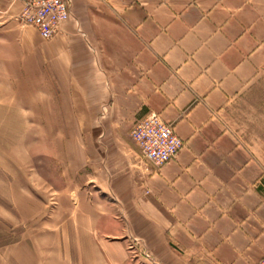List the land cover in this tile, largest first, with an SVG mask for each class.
Instances as JSON below:
<instances>
[{"label": "crops", "instance_id": "0c3cea01", "mask_svg": "<svg viewBox=\"0 0 264 264\" xmlns=\"http://www.w3.org/2000/svg\"><path fill=\"white\" fill-rule=\"evenodd\" d=\"M74 1L32 54L41 38L14 19L18 2L0 0V110H14L17 86L24 98L34 87L40 103L74 105L70 117L56 111L60 119H94L99 104L110 120L157 113L183 145L161 167L135 169L126 197L154 257L256 262L264 254V0H166L116 16L82 0L84 21Z\"/></svg>", "mask_w": 264, "mask_h": 264}, {"label": "rangeland", "instance_id": "374dc122", "mask_svg": "<svg viewBox=\"0 0 264 264\" xmlns=\"http://www.w3.org/2000/svg\"><path fill=\"white\" fill-rule=\"evenodd\" d=\"M75 1L84 21L82 0ZM96 1L100 14L116 16L129 5L166 0ZM43 42L32 43V54ZM38 90L31 87L27 99L16 86L14 110H0V264H161L126 199L135 169H157L130 140L133 118L125 112L110 120L99 104L94 119H60L56 111L70 117L74 105L40 103ZM111 127L118 134L110 135Z\"/></svg>", "mask_w": 264, "mask_h": 264}, {"label": "built area", "instance_id": "2783aa9c", "mask_svg": "<svg viewBox=\"0 0 264 264\" xmlns=\"http://www.w3.org/2000/svg\"><path fill=\"white\" fill-rule=\"evenodd\" d=\"M70 1L10 0L20 5L14 19L32 27L43 40L52 38L59 26L69 19ZM129 137L142 159L154 168L173 159L183 145L172 124L152 111L133 124ZM253 264H264V254Z\"/></svg>", "mask_w": 264, "mask_h": 264}]
</instances>
